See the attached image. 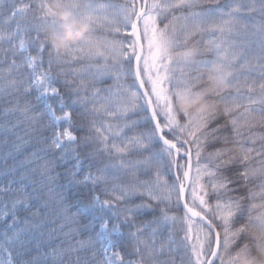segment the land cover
Returning a JSON list of instances; mask_svg holds the SVG:
<instances>
[{
  "label": "snow or ice",
  "instance_id": "6c2138e0",
  "mask_svg": "<svg viewBox=\"0 0 264 264\" xmlns=\"http://www.w3.org/2000/svg\"><path fill=\"white\" fill-rule=\"evenodd\" d=\"M0 264H264V0H0Z\"/></svg>",
  "mask_w": 264,
  "mask_h": 264
}]
</instances>
